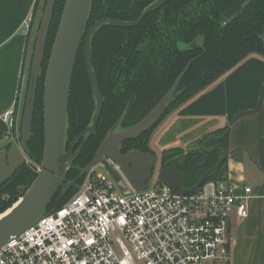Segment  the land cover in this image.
Segmentation results:
<instances>
[{"label": "trees", "instance_id": "16d2710c", "mask_svg": "<svg viewBox=\"0 0 264 264\" xmlns=\"http://www.w3.org/2000/svg\"><path fill=\"white\" fill-rule=\"evenodd\" d=\"M145 1L139 5L134 15L126 16L124 13L117 16L113 9L107 11L111 13H107L102 8L104 0H92L86 32L98 20H136L139 12L152 0ZM55 3L42 61L41 78L36 90L32 132L27 141L28 158L36 165L41 162L43 155L44 75L64 0H56ZM87 33L76 57L69 88L66 150L72 140L89 125L95 109L84 61L83 45ZM261 35H264V0H171L162 10L148 15L135 28L108 27L96 32L90 42L91 61L104 106L94 136L84 145L81 155L66 174L65 185L78 180L76 185L61 201L59 194L62 189L59 190L47 211L51 212L63 206L72 196L82 182L83 177H79L82 169L94 158L96 149L118 119L119 127H123V130L139 123L168 92L183 68L191 62L158 124L144 133L142 138L145 142L138 146L141 138L128 141L132 149L153 154L148 142L155 128L171 112L180 110L242 60L252 55H263L264 42ZM199 37L203 38L202 47L197 50L179 49L180 45L189 46ZM226 130L227 128L218 130L217 136L209 141L211 148H202L199 153L184 155L181 149H173L170 154L162 151L161 169H175L179 173V186L182 190L193 188L201 180V176L210 170L215 169L209 180L224 179L226 159L220 167L216 168V165L218 159L228 153ZM5 137L6 127L0 123V140ZM180 157L182 164L178 163ZM35 177L34 172L22 164L0 186V214L21 198Z\"/></svg>", "mask_w": 264, "mask_h": 264}, {"label": "built area", "instance_id": "2783aa9c", "mask_svg": "<svg viewBox=\"0 0 264 264\" xmlns=\"http://www.w3.org/2000/svg\"><path fill=\"white\" fill-rule=\"evenodd\" d=\"M42 1H33L23 22L26 34L40 23ZM27 53L17 100L0 115L15 144L21 139ZM99 166L106 176L92 169L63 206L4 242L0 264H229L232 217L244 221L248 201L259 198L248 186L237 192L228 177L207 179L186 195L158 181L139 193L128 183L122 191Z\"/></svg>", "mask_w": 264, "mask_h": 264}, {"label": "water", "instance_id": "95a60500", "mask_svg": "<svg viewBox=\"0 0 264 264\" xmlns=\"http://www.w3.org/2000/svg\"><path fill=\"white\" fill-rule=\"evenodd\" d=\"M56 0H46V6L41 15V20L36 31V37L33 44V52L30 59L28 71V82L25 88V98L23 102V111L20 125V143H13L9 147L0 149V186L5 184L8 179L21 168L28 154L27 141L32 132V119L34 114V104L36 99V90L39 79L41 78V67L46 50V42L49 36V28L52 21V14ZM170 0H155L150 6L146 7L133 22L117 21L112 19L96 21L86 32L89 22V15L92 8V0H64L61 18L56 30V35L52 44V49L48 59V65L45 72L43 83V155L38 164L39 170L33 180V183L23 193L13 205L3 214H0V246L7 242L10 237L17 236L31 225L39 222L40 219L51 215L47 211L48 206L53 201L56 193L62 189L59 199H63L68 191L76 185L78 180H73L65 185V177L72 163L80 156L83 146L91 139L96 130L98 119L103 108V98L99 91L97 76L93 69L91 61L90 42L93 35L108 27H136L149 14L156 11L159 7L165 5ZM84 40V61L86 63L87 76L89 78L91 91L94 99V112L89 125L69 144L67 150V112L68 96L72 79L73 69L76 64L80 45ZM264 38V36H262ZM203 46V39L200 37L193 41L187 47L189 50H197ZM183 76V75H182ZM181 76V77H182ZM180 77V78H181ZM172 85L169 92L157 103L142 120L131 128L120 129V123L115 124L107 132L106 137L96 149L94 158L82 169L80 178L89 173L97 165H105L111 177L117 183H121L120 189L126 190V184L134 192H142L148 188L156 167V158L154 153L139 152L131 150L125 155L121 154V144L126 140H135L140 135L152 129L159 118L169 106V101L180 80ZM255 110L236 115L230 122L243 118L258 112L261 106V99ZM227 135L229 127L226 131ZM81 144L76 152L73 151L77 144ZM226 156L220 157L216 168L220 167ZM107 160L115 164L120 174L108 165ZM215 170V169H214ZM214 170L207 171L201 176V180L191 189L182 190L179 186V173L173 168L161 169L158 172L157 181L168 185V187L179 194L186 195L194 193L209 178Z\"/></svg>", "mask_w": 264, "mask_h": 264}, {"label": "crops", "instance_id": "0c3cea01", "mask_svg": "<svg viewBox=\"0 0 264 264\" xmlns=\"http://www.w3.org/2000/svg\"><path fill=\"white\" fill-rule=\"evenodd\" d=\"M33 1L0 0V115L19 94L23 61L30 50L22 24ZM260 99L258 112L230 125L236 115L255 110ZM225 127L230 132L225 177L237 192L248 186L259 197L248 201L244 221L232 217L229 264H264V55L248 56L182 109L171 112L152 133L150 144L172 131L176 140L161 142L181 148L203 133Z\"/></svg>", "mask_w": 264, "mask_h": 264}, {"label": "rangeland", "instance_id": "374dc122", "mask_svg": "<svg viewBox=\"0 0 264 264\" xmlns=\"http://www.w3.org/2000/svg\"><path fill=\"white\" fill-rule=\"evenodd\" d=\"M42 6H41V8H40V14H39V18L41 17V15H42V13H43V11H44V8H45V6H46V0H43L42 1ZM61 16V15H60ZM61 18V17H60ZM40 20H41V18H40ZM40 20H39V22H40ZM39 24V23H38ZM39 26V25H38ZM38 26H37V28H38ZM22 29H23V31H24V33H25V30H24V28H23V24H22ZM36 31H37V29H36ZM36 31H34V34L33 35H31L29 32V34H26L25 33V36L27 37V43H26V47L28 46V45H30V47H29V51H30V56L28 55V65H27V72H26V75H25V77L24 78H26V80H25V83H24V89H23V98H22V101H21V107H22V105H23V102H24V98H25V88H26V85H27V82H28V71H29V67H30V59H31V55H32V52H33V44H34V40H35V37H36ZM55 38V37H54ZM53 41H54V39H53ZM53 41H52V44H53ZM263 42H264V39H263ZM52 44H51V46H52ZM264 55V54H263ZM22 87V86H21ZM22 111H23V107H22ZM21 117V116H20ZM226 128V127H225ZM223 129V128H222ZM222 129H218V130H222ZM218 130H214V131H211V132H206V133H203V134H201L200 135V137H198V138H196V139H193V140H190V141H188L189 143L187 144V145H185V147H178V145H169V146H167L166 144H164V141H162L161 142V140H162V138L164 139V140H166V143H167V141H168V139H170L171 137H174L175 138V140H176V138H177V134L176 133H173L172 131H170V132H168L167 134H165V135H163V137L161 136V134H160V137L159 136H157L154 140H153V142H151V144H150V149L153 151V153H154V155H155V158H156V167H155V170H154V172H153V177H152V180L150 181V185H154L155 183H156V181H157V176H158V172L160 171V169H161V163H160V156H161V153H162V151H167V153L168 154H170L171 153V150H173V149H181L182 150V152L184 153V155H185V153H191V152H193V153H199L200 152V150H202V148H206V149H209V148H211V144L209 143V141L211 140V139H213V138H215V136H217V134H218ZM227 131V130H226ZM225 131V132H226ZM223 132V131H222ZM227 133V132H226ZM14 142H18V141H16V140H12V138L11 137H5V139H3L2 141L0 140V149L1 148H3V147H9L10 145H12ZM17 145H19V143L17 144ZM26 156V159H25V161H24V163H23V165H25L26 167H28L29 168V170L31 171V172H34V174L35 175H37V171L39 170V166H38V164L36 165V163H34L30 158H28V155H25ZM182 157H183V155H182ZM182 157H180V158H178V163L179 164H182L181 163V158ZM177 162V161H176ZM96 173H98V174H101V175H103V176H106V172H105V168H103L102 166H97L96 167ZM74 193H76V190L73 192V194ZM73 194H72V196H73ZM60 195V194H59ZM66 196H67V194H66ZM65 196V197H66ZM71 196V197H72ZM64 197V198H65ZM70 197V198H71ZM63 198V199H64ZM69 198V199H70ZM63 199H59L60 201L61 200H63Z\"/></svg>", "mask_w": 264, "mask_h": 264}, {"label": "flooded vegetation", "instance_id": "af4514ba", "mask_svg": "<svg viewBox=\"0 0 264 264\" xmlns=\"http://www.w3.org/2000/svg\"><path fill=\"white\" fill-rule=\"evenodd\" d=\"M104 1H105V2L103 3L102 8H104L106 12H107V11H110L111 9H113L114 11H116L115 14H116L117 16H122V15H124V13L126 14V16H128V15H130V16H131V15H134V14L136 13L137 8L139 7V5L142 4V3H144V2H146L145 0H104ZM154 1H155V0H152L148 5H146V6H145V7L139 12V14H140V13H141L146 7L150 6ZM170 1H171V0H170ZM170 1H168V2H170ZM168 2H167V3H168ZM167 3H166V4H167ZM166 4H165V5H166ZM165 5L159 7L156 11H154V12H152V13H155V12H158V11L162 10V8H163ZM107 13H111V12H107ZM139 14H138V15H139ZM149 15H150V14H149ZM107 19H108V18H107ZM107 19H103V20H107ZM112 20H115V19H112ZM98 21H100V20H98ZM117 21H120V20H117ZM122 21H125V22H133V21H135V20H128V21H126V20H122ZM122 21H120V22H122ZM95 22H96V21H95ZM95 22H94V23H95ZM94 23H93V24H94ZM92 26H93V25H92ZM92 26H91V27H92ZM91 27H90V28H91ZM136 27H137V26H136ZM90 28H89V29H90ZM111 28H114V27H111ZM116 28H119V27H116ZM123 28H129V27H122L121 29H123ZM131 28H135V27H131ZM105 29H107V28H105ZM87 32H88V31H87ZM262 36H264V35H261V39L263 40L264 38H262ZM199 38H200V37H199ZM201 38H202V37H201ZM202 39H203V38H202ZM191 43H192V42H191ZM203 44H204V43H203ZM189 45H190V44H189ZM187 47H188V46H185V45L182 44V45L179 46V49H180L181 51L189 50V49H187ZM197 49H198V48H197ZM190 64H191V62H189V63L183 68V70L180 72V75L175 79V81L172 83V85H173V84H174V83H175V82H176V81H177L182 75H183V76L185 75V72L187 71V69H188V67H189ZM183 76L180 78V80H179V82H178V84H177V86H176V88H175L174 93L176 92L178 85L180 84L181 80L183 79ZM172 85L169 87V90H170V88L172 87ZM98 87H99V86H98ZM169 90H168V92H169ZM168 92H167V93H168ZM167 93H166V94H167ZM174 93L172 94V97H173ZM166 94H165V95H166ZM165 95H164V96H165ZM164 96H163V97H164ZM163 97H162V98H163ZM162 98H161V99H162ZM161 99H160V100H161ZM160 100H159V101H160ZM159 101H158V102H159ZM158 102H157V103H158ZM157 103H156V105H157ZM156 105H155V106H156ZM155 106H154V107H155ZM153 109H154V108H153ZM153 109H152V110H153ZM181 109H182V108H181ZM152 110H150V111H152ZM150 111H149V112H150ZM149 112H148V113H149ZM148 113H147V114H148ZM147 114H146V115H147ZM146 115H145V116H146ZM145 116H144V117H145ZM141 120H142V119H141ZM141 120H140V121H141ZM159 120H160V118H159ZM158 122H159V121H158ZM117 123H119V119H118V121H117L115 124H117ZM115 124H114V125H115ZM137 124H138V123H136V124H134V125L127 126V127H130V128H131V127H133V126H135V125H137ZM156 124H158V123H156ZM156 124H155V125H156ZM114 125H113V126H114ZM113 126H112V127H113ZM158 126H159V125H158ZM158 126H157V127H158ZM112 127H111V128H112ZM154 127H155V126H154ZM157 127H156V128H157ZM121 128H123V127H121ZM121 128H120V129H121ZM156 128H155V129H156ZM122 130H123V129H122ZM154 131H155V130H154ZM154 131H153V132H154ZM145 133H146V132H145ZM143 135H144V133H143L142 135H140V137H138L137 139H135V140H139V139L141 138V141L138 142V143H139L138 146H140V143L145 142L144 138H142ZM152 135H153V134H152ZM151 137H152V136H151ZM132 140H133V139H132ZM132 140H126V142H123V143L121 144V146H122V147H121V149H122L121 154H122V155H125L127 152H129V151H131V150H134V149H132V147L128 144V141H132ZM150 141H151V138H150V140H149V142H148L149 146H150ZM81 142H82V140H81L79 143L81 144ZM79 143H78L77 146H76L77 148H78L79 145H80ZM86 143H87V142H86ZM76 147H75V148H76ZM83 147H84V146H83ZM75 148H74L73 151L76 152L77 149L75 150ZM81 152H82V151H81ZM80 155H81V154H80Z\"/></svg>", "mask_w": 264, "mask_h": 264}]
</instances>
